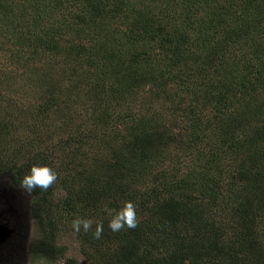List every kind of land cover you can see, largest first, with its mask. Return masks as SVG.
Returning a JSON list of instances; mask_svg holds the SVG:
<instances>
[{
  "label": "trees",
  "instance_id": "obj_1",
  "mask_svg": "<svg viewBox=\"0 0 264 264\" xmlns=\"http://www.w3.org/2000/svg\"><path fill=\"white\" fill-rule=\"evenodd\" d=\"M33 165L103 223L63 264H264V0H0V177Z\"/></svg>",
  "mask_w": 264,
  "mask_h": 264
},
{
  "label": "rangeland",
  "instance_id": "obj_2",
  "mask_svg": "<svg viewBox=\"0 0 264 264\" xmlns=\"http://www.w3.org/2000/svg\"><path fill=\"white\" fill-rule=\"evenodd\" d=\"M48 142L51 141L47 140L46 143ZM22 157L21 155L18 158L23 159ZM0 193L5 197L11 194L19 197L22 209L21 238L14 245V249L1 258L0 264H63L66 258L85 262L84 255L88 249L86 242L82 239L83 230L79 234L75 233L71 228V222L77 217L86 219V216L84 211L78 208V205L71 208L65 205L67 199L65 187L56 183L53 191L46 197L54 221L51 234L52 241L57 245L60 254L55 262H49L46 258L34 252L35 246L42 241V233L32 213L33 200L11 174L0 177ZM59 207L61 210L58 209ZM5 221V219L0 218V248L4 245L6 237V233L2 232V230L6 231Z\"/></svg>",
  "mask_w": 264,
  "mask_h": 264
},
{
  "label": "clouds",
  "instance_id": "obj_3",
  "mask_svg": "<svg viewBox=\"0 0 264 264\" xmlns=\"http://www.w3.org/2000/svg\"><path fill=\"white\" fill-rule=\"evenodd\" d=\"M58 179V175L54 169L47 165H33L30 172L25 174L21 181L20 186L26 193H32L34 189L47 191L52 187ZM111 214L108 227L113 232H119L125 228L135 229L139 224L137 216L136 205L132 201H125L118 210H113ZM93 220L82 219L77 217L72 220L71 228L75 233L79 234L81 230L84 233L91 232L95 239H100L104 231L103 223L101 221L95 222L93 230Z\"/></svg>",
  "mask_w": 264,
  "mask_h": 264
},
{
  "label": "flooded vegetation",
  "instance_id": "obj_4",
  "mask_svg": "<svg viewBox=\"0 0 264 264\" xmlns=\"http://www.w3.org/2000/svg\"><path fill=\"white\" fill-rule=\"evenodd\" d=\"M20 203L19 197L12 194L5 197L0 193V218L6 220V237L4 245L0 248V260L14 249V245L21 238L22 209Z\"/></svg>",
  "mask_w": 264,
  "mask_h": 264
}]
</instances>
